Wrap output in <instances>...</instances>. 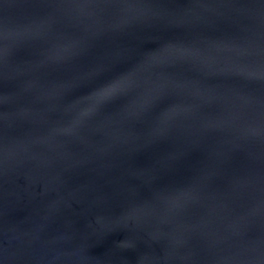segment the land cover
Instances as JSON below:
<instances>
[{"label": "water", "instance_id": "95a60500", "mask_svg": "<svg viewBox=\"0 0 264 264\" xmlns=\"http://www.w3.org/2000/svg\"><path fill=\"white\" fill-rule=\"evenodd\" d=\"M0 36V264H264V0H0Z\"/></svg>", "mask_w": 264, "mask_h": 264}, {"label": "snow or ice", "instance_id": "6c2138e0", "mask_svg": "<svg viewBox=\"0 0 264 264\" xmlns=\"http://www.w3.org/2000/svg\"><path fill=\"white\" fill-rule=\"evenodd\" d=\"M0 41H2V36H0ZM4 54L5 50L2 43H0V65L3 63ZM129 75L130 73L127 71L105 73L101 70L97 73L98 79L93 85L91 95L105 101L114 98L117 94L123 93L122 85ZM0 76H2V73H0ZM0 102H2V97H0Z\"/></svg>", "mask_w": 264, "mask_h": 264}]
</instances>
